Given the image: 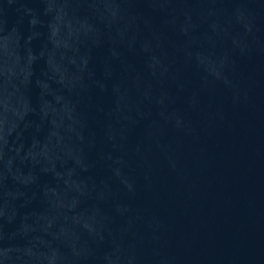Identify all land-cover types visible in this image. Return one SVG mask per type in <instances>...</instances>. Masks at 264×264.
<instances>
[{
  "label": "water",
  "instance_id": "1",
  "mask_svg": "<svg viewBox=\"0 0 264 264\" xmlns=\"http://www.w3.org/2000/svg\"><path fill=\"white\" fill-rule=\"evenodd\" d=\"M0 264H264V0H0Z\"/></svg>",
  "mask_w": 264,
  "mask_h": 264
}]
</instances>
